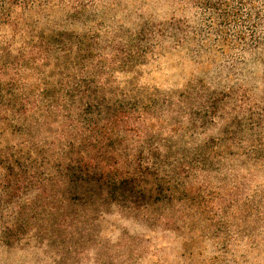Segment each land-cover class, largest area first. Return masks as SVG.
I'll list each match as a JSON object with an SVG mask.
<instances>
[{"label": "rangeland", "instance_id": "obj_1", "mask_svg": "<svg viewBox=\"0 0 264 264\" xmlns=\"http://www.w3.org/2000/svg\"><path fill=\"white\" fill-rule=\"evenodd\" d=\"M257 13L264 0H57L30 12L40 30L85 37L105 53L142 51L113 77L166 99L152 122L159 139L181 145L187 167L174 200L151 207L156 219L73 200L61 227L54 187L43 194L40 166L26 170L41 139L0 126V264H264V22L255 49L235 40ZM222 108L234 170L215 171V158L201 170V146L223 136Z\"/></svg>", "mask_w": 264, "mask_h": 264}, {"label": "trees", "instance_id": "obj_2", "mask_svg": "<svg viewBox=\"0 0 264 264\" xmlns=\"http://www.w3.org/2000/svg\"><path fill=\"white\" fill-rule=\"evenodd\" d=\"M56 1L0 0V126L41 139V144L32 142L36 159L30 154L26 170L40 166L43 194L54 187L61 227L73 200L91 207L113 204L156 219L151 207L174 200L187 167L181 145L159 139L152 122L160 120L167 101L144 96L131 84H116L115 66L130 67L142 51L111 46L105 53L85 37L40 30L29 13L43 15ZM252 17L246 31L235 34L245 50L262 42L258 26L264 17ZM220 18L231 19L228 14ZM5 30L11 38L3 36ZM157 32L158 39L167 36L164 29ZM215 33L219 42L228 41L223 30ZM226 114L216 109L215 123ZM232 135L228 118L223 136L201 146V170L214 158L215 171L234 170Z\"/></svg>", "mask_w": 264, "mask_h": 264}]
</instances>
